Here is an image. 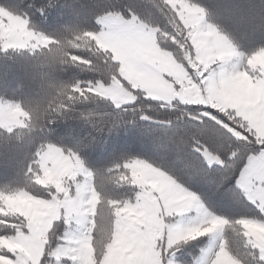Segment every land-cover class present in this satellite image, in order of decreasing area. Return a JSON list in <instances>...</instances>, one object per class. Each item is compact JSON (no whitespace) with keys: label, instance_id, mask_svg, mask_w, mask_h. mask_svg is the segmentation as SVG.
<instances>
[{"label":"clouds","instance_id":"clouds-1","mask_svg":"<svg viewBox=\"0 0 264 264\" xmlns=\"http://www.w3.org/2000/svg\"><path fill=\"white\" fill-rule=\"evenodd\" d=\"M256 37L264 0H0V264H264V199L236 201L259 216L197 218L158 181L202 187L207 208L264 143V44L243 50ZM122 133L148 154L93 166Z\"/></svg>","mask_w":264,"mask_h":264},{"label":"snow or ice","instance_id":"snow-or-ice-1","mask_svg":"<svg viewBox=\"0 0 264 264\" xmlns=\"http://www.w3.org/2000/svg\"><path fill=\"white\" fill-rule=\"evenodd\" d=\"M28 0H25V5ZM187 66V65H186ZM191 72V69H188ZM254 76H258L259 72L253 73ZM236 91L231 96L234 103H243L247 98V86L241 82L235 86ZM204 111L212 113V115L219 116L225 123H229L223 116L215 112L212 108H203ZM238 131H243L238 129ZM248 135L247 133H244ZM259 135L249 136L250 140L258 141ZM217 146L219 148H227V144L223 141H218ZM264 143L258 144L253 149V154L247 156L241 163L232 169V171L226 176V178L218 179L217 190L214 194L209 193L208 207L200 201L199 197L195 193H201L205 191L202 187L196 186L195 191H188L187 189L173 186L166 177H159V187L161 191L165 193L169 202L173 199H182L187 201V207L192 208L197 213V218L201 214H207L208 208H211L213 212L219 214L222 217L250 215L259 216L260 211L255 208L251 203L248 204V208L252 211H248L245 207L237 206L236 201L239 199L241 192L245 193L250 198L264 199ZM202 158L205 160L209 167L218 166L217 158L210 152H204ZM259 186V187H258ZM158 199V197H157ZM152 201H149L147 207L151 209ZM164 201H159L161 209L164 207ZM229 214H225V213ZM0 219H8L7 217H0ZM215 223V219L212 221ZM63 225H61V228ZM12 229L5 225H0V235H4ZM114 264H130L127 257H124L121 252H117L114 259ZM197 264H205V261L201 259L197 261Z\"/></svg>","mask_w":264,"mask_h":264},{"label":"trees","instance_id":"trees-1","mask_svg":"<svg viewBox=\"0 0 264 264\" xmlns=\"http://www.w3.org/2000/svg\"><path fill=\"white\" fill-rule=\"evenodd\" d=\"M202 3L205 4H212L214 0H201ZM261 44H264V39L256 37L249 39L244 42L243 44V50L244 51H251L254 50L256 47L260 46ZM65 131L64 127H61L59 129L60 133H63ZM113 148H124L127 151H129L131 154L134 155H147V149L142 145L139 138L135 133H129L128 135H124L123 133L119 136L114 138L112 141L109 142V144L103 148V149H96L91 154V163L93 166H100L105 164L107 161H109L112 156V150ZM8 174L0 169V181L8 179ZM226 215L229 213H225ZM211 241V238H210ZM189 251L193 252L194 254L199 251L195 246L190 247ZM184 259H190L187 255L184 256Z\"/></svg>","mask_w":264,"mask_h":264},{"label":"rangeland","instance_id":"rangeland-1","mask_svg":"<svg viewBox=\"0 0 264 264\" xmlns=\"http://www.w3.org/2000/svg\"><path fill=\"white\" fill-rule=\"evenodd\" d=\"M214 242H215V238H211V242H210L209 246L213 245ZM200 259H201L202 261H204V260H205V257H204V256H201Z\"/></svg>","mask_w":264,"mask_h":264},{"label":"crops","instance_id":"crops-1","mask_svg":"<svg viewBox=\"0 0 264 264\" xmlns=\"http://www.w3.org/2000/svg\"><path fill=\"white\" fill-rule=\"evenodd\" d=\"M211 242V241H210Z\"/></svg>","mask_w":264,"mask_h":264}]
</instances>
